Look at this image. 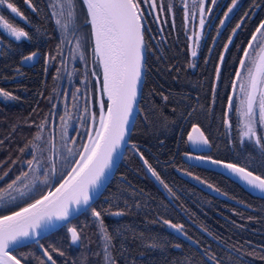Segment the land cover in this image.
I'll list each match as a JSON object with an SVG mask.
<instances>
[{
    "label": "trees",
    "instance_id": "16d2710c",
    "mask_svg": "<svg viewBox=\"0 0 264 264\" xmlns=\"http://www.w3.org/2000/svg\"><path fill=\"white\" fill-rule=\"evenodd\" d=\"M12 1L18 5L22 0ZM32 1L36 14H47L43 27L52 29L54 0ZM257 3L264 6V0L246 1L248 16L238 30L236 46H229L224 53L216 81L219 51L205 64L200 62L199 67L191 69L186 66V43L181 34L177 37L166 34L165 41L160 40L158 44L152 38L144 40V79L128 143L113 175L91 205L101 212L103 225L112 236L110 252L115 264H217V261L219 264H264V193L243 180L188 163L182 157V152L190 147L188 136L195 126L208 140L206 155L238 163L264 178V151L254 140L245 138L240 142V117L237 111L233 114L227 109L244 43L255 27L256 17L253 19L249 13ZM77 4L85 11L81 0ZM26 12L32 13L28 9ZM202 61L205 62L204 58ZM40 80L25 87L30 93L26 99L20 97L14 104L10 100L3 102L0 189L23 172H32L25 161L32 159L33 154L46 166L50 164L49 132L47 128L40 129L38 122L47 119L55 86L53 81L48 83L47 98H43L41 106L43 115H37ZM226 112L231 127L224 123ZM84 135L79 134L80 140L74 149L77 154ZM132 145L141 153L134 151ZM137 153L143 154L168 185L165 188L160 183L169 196L148 176ZM180 169L187 172L186 178L178 174ZM35 177L32 173L9 190L15 200L6 194V200L0 201V215L46 190L49 183L44 184ZM59 179L57 176L55 182ZM195 181L212 185L220 194L202 189ZM25 183L31 191L23 187ZM116 212L123 215L112 214ZM164 220L183 225L182 231L196 244L171 230ZM67 226H76L80 231L77 244L70 243L66 227H57L37 238L38 243L16 246L13 254L25 264H40L41 260L50 264L40 245L46 248L54 245L64 252L63 256L52 253L57 264H105V242L90 209L74 216ZM213 256L215 259L209 258Z\"/></svg>",
    "mask_w": 264,
    "mask_h": 264
},
{
    "label": "snow or ice",
    "instance_id": "6c2138e0",
    "mask_svg": "<svg viewBox=\"0 0 264 264\" xmlns=\"http://www.w3.org/2000/svg\"><path fill=\"white\" fill-rule=\"evenodd\" d=\"M83 3L87 8L89 17L87 23L91 25L94 38L93 52L95 61L102 66L103 70V85L100 91L103 96L107 97V111L105 112L104 102L101 100L99 126L94 128V134L93 132L87 134V143L81 146L82 151H78L79 159L70 162L71 166L66 173L63 171L59 173L60 179L54 188H50L38 199L27 204L26 207H21L18 211H12L10 215H0V264H22V260L13 255L15 246L27 241L38 243L37 237H43L53 228L66 227L70 243L77 244L81 239L80 231L76 226L69 227L67 225L73 218V212H79L81 209L84 211L90 209V215L95 221L99 222L100 232L105 242L103 250L105 264H115L110 252L112 236L103 225L101 212L91 206V201L93 191L98 190L103 185L107 170L114 163V154L125 140L127 125L136 103L137 86L141 80L142 72V51L144 48L142 21L144 12L141 9L140 0H83ZM217 3L218 0H210L211 5H216ZM25 4L33 12L37 11L31 0H25ZM203 4L204 0H200L199 11L201 18L199 26L201 29L205 26V19L203 18L205 8ZM0 6H6L14 17L22 18V13L12 0H0ZM152 6L155 7L154 2ZM59 7V12L53 11V16L66 17V23L62 24L59 18L56 23L67 31L68 23L74 19L73 0H63ZM225 7L227 10L223 13L224 18L219 21L221 26L225 24L230 14L238 7V0H230V4L225 5ZM169 10L171 11V8ZM212 11V7L207 9L209 14ZM245 16H247V13H245ZM240 27V23L236 24L233 34ZM0 30H3L16 41H21L22 38L32 39L27 31L10 23L4 15H0ZM262 30H264V21L255 29L247 46L243 49V57L239 60V68L235 72L236 79L232 83V89L235 94L237 90L236 81H240L239 91L242 95L236 111L241 118L240 123L242 124L241 143L244 142L245 138L249 141L254 140V143L264 151V143H262V138L257 136L256 131L257 123L264 127V43L259 45V52L246 67V61L250 55L249 50L253 48V44L257 40V34L264 36V31ZM194 37V44L191 48V56L193 58L197 56L196 46L199 44L201 34L196 32ZM189 39L193 38L189 37ZM231 42V37H229V44ZM80 46V39L77 38L76 48L79 49ZM224 47L225 51H227L228 45L226 44ZM37 55L38 53L33 51L28 55L22 56V61H32ZM52 59H55V57H52ZM219 59L223 62L224 55L221 54ZM216 75L217 77L220 75L219 67L216 68ZM78 91L79 89H77ZM0 98L15 100L17 97L11 92L0 88ZM227 107L229 111L233 109L232 96L228 97ZM227 115L228 113L226 112L224 123L231 127ZM92 119L95 121V114H93ZM61 120H64L63 116ZM67 128L68 125L65 123L63 138L67 137ZM193 132L198 133V135L189 134V141L193 144H208L207 138L197 127L193 126ZM36 139H39V136ZM72 143L75 144V141L73 140ZM132 147L135 148L136 145H132ZM21 151L23 152L24 150L21 149ZM66 151L68 156L77 154V151H74L72 147L66 146ZM140 158L151 175L165 188H168V185L164 183L143 154H140ZM195 159L221 165L236 174L249 186L264 193V178L254 175L246 167L239 166L236 163L213 160L204 156H197ZM64 160L67 162V157H64ZM25 162L33 172L40 166V161L35 154L32 155V159ZM51 173L52 176L57 175L55 164L51 166ZM4 175L7 176L8 173L6 172ZM28 176V172H23L21 176H17L11 183H8L6 188L0 189V201L6 200V194L11 197L9 190L13 189L18 181ZM0 179H3V177H0ZM50 179L49 172L46 170L42 183L48 184ZM208 186L212 187V185ZM23 187L29 189V191L32 190L29 188L28 183H25ZM168 190L171 191V189ZM17 191H20L22 196L25 195L20 189H17ZM11 199L15 200V197H11ZM112 214L123 215L122 212ZM163 223L178 232L183 230V225L172 223L169 220H164ZM40 248L50 264H57L52 253L60 256L64 255V252L54 245H49L46 248L41 244ZM209 258L215 259L214 256ZM40 264H45V262L41 260ZM217 264H219L218 261Z\"/></svg>",
    "mask_w": 264,
    "mask_h": 264
},
{
    "label": "flooded vegetation",
    "instance_id": "af4514ba",
    "mask_svg": "<svg viewBox=\"0 0 264 264\" xmlns=\"http://www.w3.org/2000/svg\"><path fill=\"white\" fill-rule=\"evenodd\" d=\"M246 1L247 0H238V7L234 9L229 19L221 26L219 21L224 18L223 13L227 10L225 5L230 4V0H218L216 5H211L210 0H204L203 6L205 8V14L203 18L205 19V26L201 29L199 26V20L201 18L199 11L201 6L200 0H140L141 9L144 12L142 21L144 40L152 38L155 44H158L160 40L165 41L167 37L166 34L173 35V37H177L178 34H181L186 43V66L191 69L197 68L200 62L205 64L211 55L214 56L218 51L220 52L219 58L221 54L224 55L226 52L224 46L226 44L228 47H232L237 43L239 29H236L234 34L233 29L236 24L243 23L244 19L248 16H245V13L249 11L248 9L246 12ZM44 2H46V0H44ZM56 2L57 0H54L52 3L54 4ZM153 2L155 3V7L152 6ZM14 3L22 13V18L14 17L6 6H0V15H4L10 23L27 31L32 39L22 38L21 41H16L3 30H0V88L11 92L17 97L15 100H10L14 104L20 97L26 99L25 97L29 96L30 93L26 91V86L32 85L34 82L36 83L38 79H41V94L37 97L39 98V112L37 115L40 113L41 116L43 115L41 107L44 103L43 98H47L46 90L48 83L54 82L55 87L53 88L50 98L51 108L46 114L47 119L38 122L40 129L43 130L47 128L49 132L48 143L51 150L49 152L50 164L48 165V172L51 177L49 182L50 185V183L54 182L57 176H59V173L61 171L65 173L70 165L72 156H68L66 146L75 149L80 140V133H85L83 136L85 139L93 114H95L96 119L92 122V128H95L100 111V101L103 100L104 107L106 106L107 99L100 91L102 89L101 68L95 61L92 35L90 25L87 23L86 13L83 11L82 7L79 8L77 0H73V4L75 5L74 19L68 23L67 31L56 23L58 18L61 19L62 24L67 22L66 17L53 16V11L56 7H51V21L53 27L52 29H46L43 27L47 19L46 13L36 14L25 4V0L20 1L18 5L16 2ZM31 3L35 6L32 0ZM209 7L213 9L210 14L207 12ZM260 7L261 3H257L255 7L251 8L252 13H249L250 17L253 19L256 17V22L255 25H253V27L255 26L254 29L244 43L243 49L247 46L255 29L264 21V6L261 7V9ZM170 8L171 11L169 10ZM27 9L32 11V13L26 12ZM196 32H199L201 37L199 44L196 46L197 56L193 58L191 56V48L194 44V33ZM189 37L193 39H189ZM229 37H231L232 41L230 44ZM261 37L260 34H257V40L254 42L253 48L249 50L250 55L246 61V66H248L250 62L249 59L251 57L253 58V51L258 49L262 41V39H260ZM77 38L80 39L81 46L79 49L76 48ZM33 51H36L38 55L32 61H22V56L28 55ZM81 56L83 57L82 59ZM52 57H55V59H52ZM242 57L243 50L241 58ZM203 58L205 62L202 61ZM219 58L216 68L220 67L221 64ZM238 67L239 62L237 68ZM216 79L217 75L215 71L214 81H216ZM236 83L237 90L235 94H232L233 114L236 113L238 100L241 97L239 96L240 81H236ZM77 89H79L78 92ZM6 100L7 99L0 98V112L4 106L3 102ZM85 109H87V111H85ZM62 116L64 117L63 121L61 120ZM65 123L68 125L67 137L63 138L62 134L64 132ZM262 128L263 127L257 123V136L261 137L262 142H264ZM241 129L242 125L240 133ZM73 140L75 144L72 143ZM189 144L190 147L188 150L182 152V157L183 154L187 152L208 156L204 153L208 144H193L190 141ZM133 149L136 152L139 151L136 148ZM138 153V158L148 176L151 177L160 190L166 193L160 182L149 174L147 166L144 165ZM64 157H67V162L64 160ZM39 161L42 163L41 158ZM185 161L200 165L188 160ZM53 164L56 166V176H52L51 173V166ZM45 171L46 170L42 168L38 169L36 176H39V178L35 180L42 182ZM178 171L180 176L187 177L188 174L186 171L181 169ZM195 183L198 184L196 181ZM198 185L204 189L200 184ZM223 207L229 209L228 206ZM231 210L233 211L232 213L235 212V209Z\"/></svg>",
    "mask_w": 264,
    "mask_h": 264
},
{
    "label": "water",
    "instance_id": "95a60500",
    "mask_svg": "<svg viewBox=\"0 0 264 264\" xmlns=\"http://www.w3.org/2000/svg\"><path fill=\"white\" fill-rule=\"evenodd\" d=\"M82 2H83V0H82ZM83 5H84V3H83ZM84 7H85V9H86V13H87V8H86L85 5H84ZM87 16H88V14H87ZM88 20H89V17H88ZM90 29H91V25H90ZM91 35H92V31H91ZM92 41H93V46H94V38H93V36H92ZM142 56H143V59H142L141 80L139 81L138 86H137V99H136V103H135V105H134L133 113H132V115H131V117H130V120H129V124L127 125V132H126V135H125V140H124V142H122L121 147H120V148L117 150V152L114 154V163H113L112 167H111L110 169L107 170V173H106V179L104 180L103 185H102L98 190L93 191V193H92V201H91V203L95 200V198H97V196H98V195L100 194V192L103 190L104 186H105V185L108 183V181L110 180L111 176L113 175V173H114V171H115V169H116V167H117V165H118V163H119V161H120V159H121V156H122V154H123V151H124V149H125V146H126L127 143H128L129 135H130V132H131V129H132V126H133V123H134V120H135V117H136V114H137V110H138V101H139V98H140L141 86H142L143 79H144V70H145V42H144V48H143V51H142ZM100 68H101V74H102V85H103V70H102V66H101V65H100ZM238 68H239V67H238ZM235 79H236V78L234 77L233 81H234ZM232 92H233V89L231 88V93H230L229 96L232 95ZM105 97H106V96H105ZM106 99H107V97H106ZM107 103H108V101H107ZM107 103H106V106L104 107L105 112L107 111ZM99 114H100V111H99ZM99 114H98V119H97V122H96V126H95V128L99 126ZM92 122H93V119H91V122H90V125H89V129H88V131H87V134H88L89 132H93V134H94V129L92 128ZM87 134H86V137H85V139H84L83 144L87 143V140H88V135H87ZM190 134L193 135V136L198 135V133H195V132H191ZM190 142H191V141H190ZM191 143H192V142H191ZM79 151H82V147L80 148ZM197 156L210 157V156H205V155L195 154V153H192V152H191V153H190V152H187V153H184V154H183V157H184L185 160H188V161H191V162H195V163H198V164H201V165L207 166V167L214 168V169H216V170H218V171H221V172H223V173H225V174H227V175H229V176H231V177L238 178L239 180H242V179H240L236 174L232 173V172H231L230 170H228V169H225V168L222 167L221 165L212 164V163L209 162V161H202V160H197V159H195V157H197ZM210 158L213 159V160H220V161H223V162H226V163H232V162L227 161V160L217 159V158H213V157H210ZM76 159H79V155H78V154H77L75 160H76ZM70 166H71V165H70ZM239 166H240V165H239ZM68 169H69V168H68ZM147 170H148V169H147ZM67 171H68V170H67ZM67 171H66V172H67ZM66 172H65V173H66ZM148 172H149V171H148ZM149 174L151 175L150 172H149ZM253 174L256 175L254 172H253ZM151 176H152V175H151ZM152 177H153V176H152ZM153 178L156 180L155 177H153ZM58 182H59V181H58ZM58 182H57L56 184H58ZM56 184H53V182L50 183V185L48 186V188H47L43 193H41L40 195H38L37 197H35L34 199H32V200H30V201H28V202L22 204L21 206H19V207L13 209V210H11V211H8V212H6V213H3V214H1V215H10L12 211H18L21 207H26L27 204L32 203L35 199H38L41 195L45 194L50 188H54V187L56 186ZM160 187H161V186H160ZM161 188H162V187H161ZM205 188H206L207 190H209L210 192H212V193L220 194V193H218L217 191H215L213 188H211V187H209V186H205ZM81 211H83V209H81ZM81 211H79V212H75V211H74V212H73V217L76 216L77 214H79ZM58 223H59V222H58ZM54 229H56V228H53V229H51L50 231H52V230H54ZM50 231H49V232H50ZM177 232H178V231H177ZM179 233H180V234H183L182 232H179ZM184 236H185V237H186L191 243L196 244V241H195L194 239H191L189 236H187V235H185V234H184ZM37 238H39V237H37ZM27 242H31V241H27ZM27 242H25V243H27ZM23 244H24V243H23ZM20 245H22V244H20ZM17 246H19V245H17ZM15 247H16V246H15ZM13 255H14V254H13ZM22 264H25V263L22 261Z\"/></svg>",
    "mask_w": 264,
    "mask_h": 264
},
{
    "label": "rangeland",
    "instance_id": "374dc122",
    "mask_svg": "<svg viewBox=\"0 0 264 264\" xmlns=\"http://www.w3.org/2000/svg\"><path fill=\"white\" fill-rule=\"evenodd\" d=\"M63 2V0H57V2L55 3V7H56V9L58 10V12H59V10H60V4ZM74 13H75V9H74ZM260 39H262V41H261V43H264V36H262ZM260 43V44H261ZM257 50V51H256ZM256 50H254L253 51V53H252V56H253V58H255L256 57V55H257V53L259 52V47H258V49H256ZM252 58V57H251ZM251 58L249 59V61H251ZM252 58V59H253ZM247 67V66H246ZM242 94L240 93V95L239 96H241ZM240 99V98H239ZM239 101V100H238ZM238 105H239V102H238ZM240 120H241V118H240ZM242 125V124H241ZM241 131H242V129H241ZM262 134L264 135V127L262 128ZM39 156V155H38ZM40 159V158H39ZM38 159V160H39ZM72 162V161H71ZM71 164V163H70ZM45 169V170H48L49 171V166H46L45 165V163L44 162H40V166L37 168V170L38 169ZM37 170L35 171V172H31V174H29V176L30 175H32V173H35L36 174V172H37ZM37 178H39V176H37V177H35V179H37Z\"/></svg>",
    "mask_w": 264,
    "mask_h": 264
}]
</instances>
